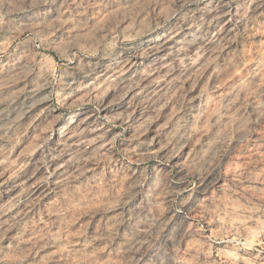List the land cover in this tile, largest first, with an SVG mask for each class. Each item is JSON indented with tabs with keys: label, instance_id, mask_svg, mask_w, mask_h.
<instances>
[{
	"label": "rangeland",
	"instance_id": "374dc122",
	"mask_svg": "<svg viewBox=\"0 0 264 264\" xmlns=\"http://www.w3.org/2000/svg\"><path fill=\"white\" fill-rule=\"evenodd\" d=\"M0 264H264V0H0Z\"/></svg>",
	"mask_w": 264,
	"mask_h": 264
}]
</instances>
